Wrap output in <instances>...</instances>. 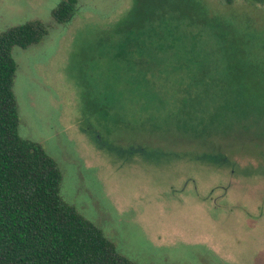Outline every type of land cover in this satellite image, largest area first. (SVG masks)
I'll return each mask as SVG.
<instances>
[{"label": "rangeland", "instance_id": "374dc122", "mask_svg": "<svg viewBox=\"0 0 264 264\" xmlns=\"http://www.w3.org/2000/svg\"><path fill=\"white\" fill-rule=\"evenodd\" d=\"M60 1L0 0V33L30 21L45 28L11 48V89L17 132L55 162L61 198L134 264H264V127L224 139L223 126H207L205 142L189 141L175 103L192 76L194 115L207 119L232 105L239 84L242 116L264 126V0H190L193 68L172 61L179 46L162 49L151 107L148 79L129 84L118 54L122 38L156 37L142 20L148 2L76 0L57 23Z\"/></svg>", "mask_w": 264, "mask_h": 264}, {"label": "trees", "instance_id": "16d2710c", "mask_svg": "<svg viewBox=\"0 0 264 264\" xmlns=\"http://www.w3.org/2000/svg\"><path fill=\"white\" fill-rule=\"evenodd\" d=\"M146 1L148 6L144 11L148 16L142 20L148 21V29L156 37L134 46L122 38L119 45L125 47L127 53L118 54H123L119 73H126L129 84L140 85L148 79L147 92L151 101L145 106L148 103L151 107L161 99L152 77L159 63L168 56L161 54L162 49L179 46L185 52L179 56L171 54L172 61L178 58V63L187 68L193 65L195 56L188 51H193L195 39V5L190 0ZM75 3L76 0L60 1L51 11L52 19L57 23L67 22L73 15ZM123 23L129 24L127 20ZM162 31L164 36L168 35L166 40L155 43ZM44 33L45 28L38 21L9 27L0 33V264H134L118 254L98 227L61 198L60 172L55 162L38 143L17 132L18 119L11 89L15 64L10 50L13 46L24 48L36 43ZM174 66L177 67V63ZM191 78L185 79L176 89V113L183 138L205 142L208 134L200 132L207 126H223L227 130L222 135L224 139L264 127L259 119L247 120L242 116L248 110L241 111L243 87L239 84L229 89L233 96L228 109L214 111L207 119L196 118ZM223 115L226 118L222 119Z\"/></svg>", "mask_w": 264, "mask_h": 264}]
</instances>
